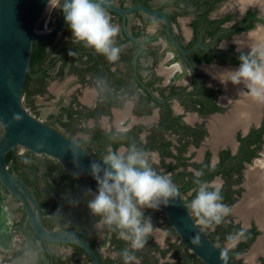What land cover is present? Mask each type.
Returning <instances> with one entry per match:
<instances>
[{
    "label": "flooded vegetation",
    "instance_id": "1",
    "mask_svg": "<svg viewBox=\"0 0 264 264\" xmlns=\"http://www.w3.org/2000/svg\"><path fill=\"white\" fill-rule=\"evenodd\" d=\"M228 1L213 2L206 19L201 17L205 9L199 4L196 11L180 15L176 21L169 16L177 10L170 2H166L165 7L163 3L150 7L168 14L173 34L184 48L202 44L189 54H183L169 39L161 16L140 11L131 14L134 19L128 18L129 36L122 20L103 10L116 17V26L110 30L98 28L99 35L107 42L109 68L102 67L101 77H94L92 73L82 77L71 68L70 62L62 71V61L59 60L48 70L52 78L46 84V92L34 95L33 104L35 107L37 99L55 97L60 91L64 92L61 99H66V104L59 112L48 119L41 118L38 112L35 114L64 133L65 128L53 122L62 118L63 113L66 115L68 108L89 113L102 103L113 101L110 114H102L99 119L79 118V126L92 128L98 124L105 132H114L115 136L127 132H132L133 139L138 136V151L122 161L153 169L177 187L201 229L212 240L214 237L216 244L223 245L220 247L230 257L234 256V260L231 257L234 262L264 264V103L255 98L249 100L251 96L256 97L257 94L253 95L255 91L263 89L261 93L264 95V0H246L244 4L225 7ZM134 4L142 3H131ZM62 5L63 1L56 11L55 25L60 19ZM124 7L128 6L125 4ZM95 14L100 15L97 11ZM84 16L89 22V17ZM196 20L197 30L193 26ZM95 22L90 29L98 26ZM250 24V28L243 29ZM64 31L56 40L45 43L46 49L60 44ZM154 31L161 32V35L151 37ZM138 32H141L140 36ZM247 36H253L252 41L240 45L239 40ZM78 38H86V34L81 32ZM120 39L123 42L119 45ZM158 46L160 48L156 51ZM140 48L136 67L134 58ZM227 71L232 72V77L231 74L219 75ZM154 78L158 80L152 82ZM24 98L25 105L34 108L28 104L23 92ZM247 105H256L255 112ZM77 138L89 137L78 132L73 139ZM164 145H167L165 149ZM108 149L112 150V146L109 145ZM116 151L121 157L128 154L129 148L122 144ZM105 157L113 158L112 155ZM203 166L214 171L212 179L204 180L201 176L197 180L196 177L204 172H201ZM181 172L186 175L178 178ZM185 184L190 187L185 188ZM209 188L211 190L206 191ZM0 190L4 195H11ZM130 192L98 186L93 193L94 196H113L111 206L105 208L101 219L90 229H80L91 234L92 245L101 263L111 264L107 261L112 260L114 264H197V256L175 231L158 200L150 193ZM118 196L125 201L134 199V207L130 208ZM140 201L145 205L144 210H140ZM18 210L21 217L9 230L15 233L12 245L17 244V234L23 239L15 248L0 245V264H29L27 258L31 253L35 255L33 264H62L58 260L60 256L67 264H93L87 253L81 247L82 251L76 248L78 245L75 244L41 245L39 242L40 248L29 247L23 230L19 229L24 214ZM129 215L132 216L128 218ZM221 218L228 235L222 241L217 231V220ZM123 224L124 228L115 233ZM129 229L139 240L131 238ZM91 232L95 233V244ZM115 239L123 240L128 249L140 250L142 256L121 255ZM239 245L248 246L233 255ZM42 246L47 255L41 254ZM257 248L253 259L249 260V254Z\"/></svg>",
    "mask_w": 264,
    "mask_h": 264
},
{
    "label": "water",
    "instance_id": "2",
    "mask_svg": "<svg viewBox=\"0 0 264 264\" xmlns=\"http://www.w3.org/2000/svg\"><path fill=\"white\" fill-rule=\"evenodd\" d=\"M75 1L64 0L59 21L51 30L44 31L42 23L55 6V0H0L1 184L21 202L29 225L44 245H78L93 264L102 263L87 230L51 229L45 225L39 200L31 187L12 172L19 151L29 150L37 155L51 157L78 177L99 186L152 194L180 238L198 258L206 264H235L228 253L201 229L186 200L169 180L143 165L95 156L77 140L38 118L25 105L24 84L31 70L34 42L51 43L56 40L71 18ZM95 1L122 17L123 28L129 36L128 18L140 11L150 16H161L165 21L169 39L183 54L202 47V44H198L190 49L184 48L174 36L169 16L163 10L152 9L143 4L124 7L113 0ZM141 51L142 48L134 58L136 67ZM10 151L12 158L6 162V155ZM46 250L48 251L47 247Z\"/></svg>",
    "mask_w": 264,
    "mask_h": 264
},
{
    "label": "trees",
    "instance_id": "3",
    "mask_svg": "<svg viewBox=\"0 0 264 264\" xmlns=\"http://www.w3.org/2000/svg\"><path fill=\"white\" fill-rule=\"evenodd\" d=\"M62 1L64 2V0ZM215 1L216 0H171L170 4L174 5L177 10L169 16L172 21H176L178 16L191 14L196 11L197 5L199 4L205 9L201 17L206 19L208 17V13L212 9L211 5ZM119 3L121 6H125L126 4L124 0H121ZM132 3H142L152 8L154 5H157L155 0H132ZM165 3L162 4L164 7L166 6ZM103 10L109 11L95 0H76L71 11V17L74 18V20L71 19L68 21L64 31V37L60 44L48 50L45 47V43L38 41L34 42L30 64L31 70L27 74L24 84V94L27 96L28 104L34 107L33 96L46 92V84L50 78H52V76L48 73V70L49 68L55 66L59 60L62 61V71H64L65 66H67L68 62H70L71 68L74 71L79 72L82 77H85L86 73H92L94 77H101L103 74L102 67L109 68L110 60L106 57V51L108 49L105 47L107 42L103 37H101V35H99L98 26L90 29L93 23L98 21V15H96L95 12L97 11L101 14ZM62 11L63 5L60 9L61 14ZM109 12L122 20L120 15L112 11ZM85 14L89 17V22H87L84 16ZM250 14L253 15L254 12H250ZM229 18L230 16L226 19ZM220 22H222V20H220ZM193 26L197 30V20L193 22ZM251 26V24L244 26L243 29L250 28ZM81 32L86 34V38H78ZM138 34L140 36L141 32H138ZM122 42L123 40L120 39L118 41L119 45ZM194 43L195 42H192V44ZM148 44H150V42H148ZM159 48V46L156 47V51L159 50ZM53 54L54 56H52ZM195 59L197 60V56ZM206 60L211 61L212 58H206ZM224 60L229 61L225 57ZM81 65H85L86 67H81ZM41 71H43L41 75L34 76ZM157 80V78H154L152 82ZM112 105L113 101L106 104L102 103L97 107V109L89 113L84 110H74L73 108H68L67 111L65 110V113L67 114L65 115L63 113L62 118L58 117L53 124L59 123L63 128H65L66 131L64 133L71 138H73L78 132L88 134V139L77 138L76 140L95 156L105 157L107 155H112L113 158L126 160V157L130 153L138 151L137 147L140 146L138 136L135 135L133 139L132 132L119 133L115 136L114 132H105L98 124L92 128L81 127L78 124L79 118L88 119L90 117H94L99 119L102 114H110ZM122 144L129 148V152L127 155L120 157L117 155L116 150ZM109 145L112 146V150L108 149ZM166 146L167 145H164L163 148L165 149ZM11 158L12 151L7 153L6 162H9ZM12 172L29 184L33 193L39 200L44 223L51 229H55L56 227H59L60 229H90L95 221L101 219L105 208L111 206L112 204L113 196H106L105 194L101 196L93 195L99 185L78 177L72 171L64 167L60 162L46 155H37L29 150H25L23 153H19L17 155L15 164L12 167ZM201 172L203 173L196 177L197 180L200 179L201 176L204 180H210L215 174L208 166H203ZM188 174L193 176L191 173ZM184 175H186V173L181 172L177 175V177L180 178V176ZM176 180L177 179L175 177L174 181ZM184 187L189 188L190 186L185 184ZM0 189L9 193L1 182ZM208 190H211V188L206 191ZM135 193L139 194L138 192ZM118 197L122 202L129 204L130 208L134 207V199L125 201L121 198V196ZM20 210L24 214V218L19 223V229L23 230V233L26 236L25 241L28 243L29 247L34 246L40 248V246H38L40 245L39 242L41 245H44V243L36 236L29 225L24 207H20ZM131 216L132 215H129L128 218ZM204 216L208 217V214H204ZM215 220L217 219H214V221ZM221 221L222 218L217 220V231L218 234H220L219 240L222 241L228 238V235H226L224 225ZM123 226L124 224L121 225L115 233L124 228ZM127 231L131 238L139 240V238L137 239L136 235L131 232L130 229ZM91 233L95 244V233ZM14 235V232L6 230L0 222V245L3 248H9L11 246ZM213 240L215 242L217 241L214 237ZM115 242H117V248L120 250L121 255L125 256L129 253H133L137 256H142L140 250L128 249L123 240L119 241L118 239H115ZM60 244L64 245L67 243ZM220 246L223 248V245ZM247 246L248 245H239L233 255L243 252ZM76 248L82 251L79 246H76ZM43 253H45V250L42 246L41 254ZM185 257L188 256L185 255ZM231 257L234 260V256ZM58 260L62 264H67V261L62 259V256H60ZM109 261L111 264H114L112 260H108L107 262ZM39 262H41V260ZM235 263L242 264L241 261H235ZM120 264H126V262H122ZM197 264L205 263L197 257Z\"/></svg>",
    "mask_w": 264,
    "mask_h": 264
},
{
    "label": "rangeland",
    "instance_id": "4",
    "mask_svg": "<svg viewBox=\"0 0 264 264\" xmlns=\"http://www.w3.org/2000/svg\"><path fill=\"white\" fill-rule=\"evenodd\" d=\"M116 3H119L121 0H113ZM126 3V6L131 5L132 0H124ZM171 0H155L156 4H161V3H165V2H170ZM241 0H229L226 5H224L225 7L230 6L231 4L233 5H238V3H240ZM62 3V0L59 3V6H56L55 9H53L52 12V16L56 15V11H58L60 4ZM52 10V9H51ZM50 13V12H49ZM131 19H134L133 15H130ZM116 19L115 16H112L110 13H108L107 11L103 12L102 14H100L98 16V28L100 30H105V29H111L114 25L116 26V22L114 23V20ZM95 22V23H97ZM161 35V32L159 31H154L153 34H151V37H158ZM167 49H171V47H168ZM63 84V83H62ZM70 87V86H69ZM64 92L60 91L55 97L54 96H50L48 98L45 99H37L35 102V107H29L28 109L35 115L37 112L39 114V116L43 119H48L50 117V115L55 114L57 112L60 111V107L62 105L66 104V99H61L62 94ZM56 98V99H55ZM60 98V99H59ZM25 102V98L23 99ZM123 152V151H120ZM140 205V210H144L145 209V205L143 203V201L139 202ZM20 207H22V204L20 201H18L15 197H13L12 195H4L2 193V191L0 190V222L3 225V227L6 230H10L12 229V226L14 225L13 222L16 219H19L21 217V213L19 212L18 209H20ZM23 239L22 235H18L16 236V242L17 244L12 245V248L18 247V243H20ZM52 249L54 248L56 251H64V249L59 248V247H51ZM34 253H31L29 255V257L27 258V262L29 264H33L34 262ZM23 260V259H21Z\"/></svg>",
    "mask_w": 264,
    "mask_h": 264
},
{
    "label": "bare ground",
    "instance_id": "5",
    "mask_svg": "<svg viewBox=\"0 0 264 264\" xmlns=\"http://www.w3.org/2000/svg\"><path fill=\"white\" fill-rule=\"evenodd\" d=\"M56 2H58V0H55V5H56ZM245 2H246V0H241L240 3H241V4H244ZM257 37H258V36H257ZM254 38H255V36H254ZM258 38L260 39V37H258ZM258 38H257V39H258ZM262 38H263V37H262ZM262 38H261V40H262ZM252 39H253V36H247L246 38H242V39L239 40L240 45H241V43H244V42H245V43L247 42V44H248L250 41H252ZM254 43H255V41H254ZM260 44H261V43H260ZM248 46H249V45H248ZM250 46H251V45H250ZM218 72H219V71H218ZM222 72H223V71H222ZM230 74H231V77H232V72H230V71H227V72H224V73H219L220 76H221V75H230ZM258 80H259V79H258ZM262 81H263V80H262ZM262 83H264V82H262ZM259 84H261V83H259ZM231 86H232V85H231ZM254 88H255V87H254ZM256 90H257V89H256ZM260 91H261V90H260ZM262 91H263V89H262ZM262 91H261V92H262ZM229 92H230V91H229ZM255 92H259V91H255ZM255 92L253 93V95H254V94H257V95H256L257 98L251 96V97H249V100H250V98H251L252 100L255 98L254 100H256V101H258V102L261 101V102H260L261 104L264 103V95H262L261 92H259V93H255ZM230 93H231V92H230ZM251 94H252V93H251ZM227 97H228V96H227ZM235 98H236V97H235ZM238 98H239V97H238ZM225 99H226V98H225ZM236 99H237V98H236ZM240 100H241V99H240ZM247 100H248V99H247ZM252 100H251V101H252ZM244 101H245V100H244ZM240 104H241V103H240ZM241 105H243V104H241ZM247 106L249 107L250 105H247ZM255 106H256V105H255ZM255 106H254V107H255ZM263 106H264V105H263ZM248 107H247V108H248ZM251 107L254 108L253 106H250L249 108H251ZM249 108H248V109H249ZM245 109H246V107H245ZM255 109H256V108L253 109L254 112H255ZM249 110H250V109H249ZM253 110H252V111L250 110V113H251V112L253 113ZM246 112H247V111H246ZM227 125H228V124H227ZM220 139H221V138H220ZM220 139H219V140H220ZM224 139H225V138H224ZM219 140H218V141H219ZM220 141H221V140H220ZM222 141H223V140H222ZM223 142H224V141H223ZM217 143H218V142H217ZM255 175H256V174H255ZM259 202H260V201H259ZM263 208H264V207H263ZM258 246H259V245H257V247H258ZM258 249H259V248L255 249V250H252L251 254H249V260H252V259H253L254 254H256V251H257Z\"/></svg>",
    "mask_w": 264,
    "mask_h": 264
},
{
    "label": "built area",
    "instance_id": "6",
    "mask_svg": "<svg viewBox=\"0 0 264 264\" xmlns=\"http://www.w3.org/2000/svg\"><path fill=\"white\" fill-rule=\"evenodd\" d=\"M53 9L50 11V13L47 15V17L43 21L42 28L43 30H51L53 26H55V20L56 17L52 16Z\"/></svg>",
    "mask_w": 264,
    "mask_h": 264
},
{
    "label": "crops",
    "instance_id": "7",
    "mask_svg": "<svg viewBox=\"0 0 264 264\" xmlns=\"http://www.w3.org/2000/svg\"><path fill=\"white\" fill-rule=\"evenodd\" d=\"M90 94V93H89ZM22 240V239H21ZM12 245V244H11Z\"/></svg>",
    "mask_w": 264,
    "mask_h": 264
}]
</instances>
